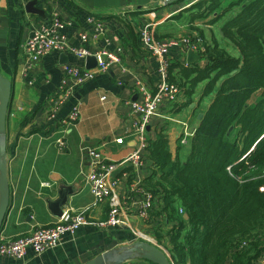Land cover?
Listing matches in <instances>:
<instances>
[{"label": "crops", "instance_id": "0c3cea01", "mask_svg": "<svg viewBox=\"0 0 264 264\" xmlns=\"http://www.w3.org/2000/svg\"><path fill=\"white\" fill-rule=\"evenodd\" d=\"M29 1L32 0H0V74L12 83L6 120L10 201L0 230V236L8 238L25 235L33 227L55 222L58 216L51 210L50 202L58 200L62 192H67L62 211L68 207L78 210L88 207V214L94 221L104 220L108 215L110 204L94 205L86 184L85 176L91 170V161L85 148L97 147L103 156L110 159L130 154L137 142L132 135L134 118L125 101L143 96L139 86L151 92L158 78L157 60L145 54L137 39L135 43L132 42L126 27L127 20L110 15L125 11L128 12L127 19L137 22L136 14L139 11L143 15L139 21L156 22V37L191 32L201 35L202 32L206 42L225 40L221 32L224 22L221 28H217L218 40L214 24H209L204 18L191 20L192 16H188L190 20L186 22L184 17L189 11L186 6L171 3L157 9L160 0H35V7L44 12V17L25 11ZM69 1L73 4L66 9ZM230 2L228 0L227 5ZM223 4L221 8L228 9ZM51 11L72 20L71 26L66 29L71 45L79 46L78 35L85 32L90 40L86 46L92 50H113L117 46H122L123 50L120 66L98 72L94 78L76 86L72 96L53 118L48 116L47 100L58 88L64 66L78 65L87 69V63L86 59L72 55L63 57L62 54L51 53L42 61L28 65L21 54V45L32 29L47 21ZM90 16L103 25L102 31L89 22ZM226 43L223 44L229 50L227 45L230 43ZM231 47L229 51L238 55V51ZM168 58L172 63L186 61V56L179 49L171 50ZM203 86H198V94H201ZM196 106L197 102H194L189 106L167 110L169 116L179 121L165 122L173 159L184 161L189 153V144L180 145L176 136L187 127L191 133L188 138L192 137L199 120V116L195 118L194 115L193 108ZM73 107H77L79 119L70 124L67 123L68 115ZM155 129L154 126L150 128L149 139ZM117 138H123V143L118 144L115 141ZM60 142L63 146H60ZM151 165L146 157L144 164L134 171L135 178L142 181L150 176ZM117 176H121V173L117 172ZM127 181L122 176L121 185L115 190L118 196L127 194ZM139 199V196H131L128 202L132 204ZM159 223L157 221L156 226ZM128 225L137 230L141 226L147 233V227L134 218H130ZM137 240L125 225L99 229L88 224L81 226L74 234L66 233L57 247L39 256L29 250L21 261L0 257V264H84L103 252L127 248ZM121 264L150 262L133 254L131 259Z\"/></svg>", "mask_w": 264, "mask_h": 264}, {"label": "trees", "instance_id": "16d2710c", "mask_svg": "<svg viewBox=\"0 0 264 264\" xmlns=\"http://www.w3.org/2000/svg\"><path fill=\"white\" fill-rule=\"evenodd\" d=\"M223 2L197 3L190 10L204 5L207 12L191 20L209 17ZM235 6L222 33L238 55L217 40L206 42L200 32L204 63L171 62L168 69V82L180 89L181 103L162 109L197 102L194 115H201L192 137L180 144L181 133L177 140L189 144L184 161L169 151V121L151 119V128L159 130L148 140L151 174L143 180L153 194L150 233L168 250L172 264H259L264 255V237L259 238L264 234V0H232L224 14ZM126 25L132 42L139 44L133 27Z\"/></svg>", "mask_w": 264, "mask_h": 264}, {"label": "built area", "instance_id": "2783aa9c", "mask_svg": "<svg viewBox=\"0 0 264 264\" xmlns=\"http://www.w3.org/2000/svg\"><path fill=\"white\" fill-rule=\"evenodd\" d=\"M187 7L188 5H186ZM138 12L136 14L138 16L137 22H134L130 18L127 19L128 12L125 11L112 14L118 16L117 18L127 20V23L137 33L139 45L145 54L158 62V78L154 85V91L149 92L147 89L139 86V91L143 93V96L140 98H130L125 101V104L130 109V114L134 118L132 135L137 142L136 148L130 154L121 156L119 159H110L103 156L97 147L85 148L91 161V170L85 176L86 184L93 196L94 205L110 204L108 215L104 220L94 221L88 214V207L80 210L68 207L50 225L33 227L29 233L16 238L0 236V257H11L21 261L26 257L29 250L35 256H39L57 247L66 233L74 234L83 225L90 224L99 229L125 225L131 229L137 239L160 248L171 262L168 250L162 243L159 244L153 235L148 232V228H151L150 216L153 205V194L146 188L143 180L135 178L134 171L144 164L147 157L146 148L148 146L149 130L152 126L151 119L154 117L159 118L161 120L159 124L165 121L179 122L167 114L166 108L162 109L164 105L181 103L180 89L176 85L169 83L167 79L171 63L168 57L171 50H182L185 56L189 51H192L199 55L200 59L197 62L200 64L205 61L202 58L205 47L203 38L195 32L172 35L161 39L157 38L156 22L153 20L139 21L140 18H143V15ZM88 20L96 24L98 30H103V25L97 22L95 17L90 16ZM71 24L72 20L64 19L57 12L51 11L47 21L39 27L32 29L21 45V54L28 61L29 66L42 61L51 53L72 55L80 59L94 57L96 60L95 67L91 69H85L78 65L66 64L64 66L63 78L58 88L47 100L49 103V118H53L60 107L72 96L76 86L94 78L96 73L106 72L115 65L120 66L121 63V55L123 53L121 46H117L113 50L110 48L92 50L86 46L90 40L88 34L85 32L78 35L80 40L79 46L71 45L69 35L66 32V29ZM183 64L188 65L186 61ZM78 119L79 111L77 107H73L68 115L67 123L72 124ZM183 131H185L182 132L183 138L180 139V134L176 136L177 140L180 139V144H185L186 137L189 135L187 127H184ZM115 141L118 144H122L123 138H117ZM59 144L63 146L62 142ZM117 172H120L121 176H117ZM122 176L128 179L126 182L127 194L120 197L116 194L115 190L121 185ZM135 195L139 196L140 199L130 204L128 199ZM130 218H134L140 224L146 226L147 233L143 231L141 226H139L138 230L130 227L128 225ZM260 237H264V234H260ZM258 263L264 264V255L259 258Z\"/></svg>", "mask_w": 264, "mask_h": 264}, {"label": "water", "instance_id": "95a60500", "mask_svg": "<svg viewBox=\"0 0 264 264\" xmlns=\"http://www.w3.org/2000/svg\"><path fill=\"white\" fill-rule=\"evenodd\" d=\"M180 0H166V4H171ZM36 1L32 0L25 5V11L44 17V12L35 7ZM65 57L64 54H62ZM200 59L199 55L189 51L186 55V62L191 64ZM87 68H94L96 60L94 57L86 59ZM12 94V83L9 79L0 74V230L5 219L9 201V183L7 177V143H6V120L9 109V102ZM201 118V115H199ZM67 192H62L60 198L50 202L51 210L59 216L62 213V206L66 204ZM133 254L152 264H171L168 256L158 247L152 244L137 240L127 248H118L103 252L84 264H121L125 260L132 258Z\"/></svg>", "mask_w": 264, "mask_h": 264}, {"label": "rangeland", "instance_id": "374dc122", "mask_svg": "<svg viewBox=\"0 0 264 264\" xmlns=\"http://www.w3.org/2000/svg\"><path fill=\"white\" fill-rule=\"evenodd\" d=\"M194 1H196V0H183V1H181V2H176L175 4H177V5H180L181 7H184V6H186V5H188V7H187V9L189 10V11H187L186 12V14H185V21L186 22H188L190 19H188L189 17H191L192 16V14H194V15H196V14H203V13H205V12H207V9L204 7V5L198 10V9H193V11L195 12V13H192L193 11L192 10H190L191 8H193V6L194 5H196L197 3H199V2H202V1H205V0H199L198 2H194ZM227 1L228 0H224V2H225V4L227 5ZM232 1V0H231ZM162 2H164L163 0H160V3H159V5H157V9H161V8H165V6H167V5H169V4H164V3H162ZM158 3H155V4H158ZM154 4V5H155ZM225 4H223V6L225 5ZM172 5V4H171ZM228 6V5H227ZM159 7V8H158ZM233 9L234 10H230V11H228V12H226V14L224 15V17L219 21V22H217V23H215L214 24V31H215V36H217V38H219V34H218V31H217V28H221V25H222V23L224 22V21H226V18H228L229 16H231V15H233V13H234V11H237V6H235V7H233ZM223 10V11H222ZM224 10L225 9H222V8H219V9H217V11H215L212 15H210L208 18H206V19H203V20H207V21H210L214 16H216L217 14H224ZM181 11H183V10H181ZM189 16V17H188ZM187 18V19H186ZM221 32H222V30H221ZM223 34V33H222ZM218 40H220V38L218 39ZM220 42V44H222L223 46H224V44L223 43H225V44H227L226 43V41L225 40H220L219 41ZM227 47L229 48V50L231 51L232 50V47L229 45H227ZM204 84V83H203ZM203 84H200V85H203ZM199 89V88H198ZM200 90V89H199ZM208 101V98H206V102ZM205 103V102H204ZM203 103V104H204ZM206 105V104H205ZM202 108H204L202 105L200 106V108H199V111L198 112H200V110L202 109ZM202 111V110H201ZM195 118H196V116H195ZM183 132H185V131H183ZM187 133H189V135L187 136V137H190V132L188 131V129H187Z\"/></svg>", "mask_w": 264, "mask_h": 264}, {"label": "bare ground", "instance_id": "6f19581e", "mask_svg": "<svg viewBox=\"0 0 264 264\" xmlns=\"http://www.w3.org/2000/svg\"><path fill=\"white\" fill-rule=\"evenodd\" d=\"M163 1H164L163 3L166 4V0H163Z\"/></svg>", "mask_w": 264, "mask_h": 264}]
</instances>
